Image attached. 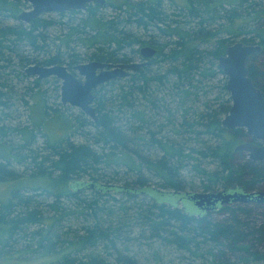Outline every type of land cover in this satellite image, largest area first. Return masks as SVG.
<instances>
[{
    "label": "trees",
    "instance_id": "trees-1",
    "mask_svg": "<svg viewBox=\"0 0 264 264\" xmlns=\"http://www.w3.org/2000/svg\"><path fill=\"white\" fill-rule=\"evenodd\" d=\"M182 1L179 12L171 15L167 14L162 0H106L103 5L89 4L83 11L85 16L79 19L72 17L81 11L71 10L58 13L61 19L70 17L66 21L39 16L25 26L0 24V106L4 107L7 105L5 100L11 97L3 88L11 85L14 90L6 70L14 66L10 56L18 52L16 47L26 54L19 57L20 68L38 63L44 66L64 64L70 69L85 59L76 51V46H72L76 42L86 50L88 60L112 63L130 62L132 59L127 57L126 49H132L136 54L145 45L157 49L148 65L128 77L113 79L94 92L98 120L80 123V127L91 126L88 129L93 131H86V135L94 146L72 142L69 131L65 137L50 142L45 124L54 115L63 116L70 131H75L77 125L59 109L49 110L45 102L41 120L37 122L31 116L35 119V127L43 130L41 135L45 138V148L49 149L47 154L32 149V143H29L35 135L27 127L9 129L20 134L24 142V145L12 146L11 152L20 153L14 155L20 164L31 165L32 178L45 181L34 189L40 191L39 196L51 199L45 206L53 215L46 216L39 205L41 202L36 201L33 194L22 193V189L14 192L7 201H0V256L7 254V249L22 237L36 241L33 253L43 250V253L56 255L49 257L51 264H141L118 248V245L127 248L128 241L141 237L181 252L197 254L203 264H236L220 260L224 258L225 249L244 252L246 256L241 260L245 263L264 262V254L252 250L248 244L264 242V222L251 229L238 212H246L245 209H236L234 205H225L220 210L230 216L220 221H214L210 213L198 214L192 201L185 197L189 192H184L183 178L186 170H193L197 178H201L200 189L204 192L217 191L219 187L251 190L264 182V163L244 160L237 164V157H243L244 153L237 151L236 146L249 137L241 128L229 131L222 126V115L230 109V98L221 102L219 97L216 98L214 101L218 106L215 108L211 101H206L203 110L192 109L201 102L199 95L204 80L215 75L213 65L234 43L231 38L239 36L243 30L252 36L240 41L262 46V51L250 58L249 67L255 85L264 92V73L251 63L254 56L264 53V0ZM22 6V1L0 0V16L18 20ZM107 6L114 9V16L102 14ZM248 19L255 23L250 30L244 28ZM56 25L62 28L63 34L57 40L67 51L60 53L57 50L52 54L47 31ZM129 26L143 30L145 34L149 30L153 32L136 35L129 31ZM224 32L228 36L219 38ZM210 40H215L211 50L198 48L199 41ZM134 46L138 48L133 49ZM167 48L170 49L168 53ZM30 50L45 54L44 59L32 58L28 54ZM161 62H168V67ZM155 65H159L158 70H152ZM20 74L17 72L18 77ZM21 76L26 77V74L22 72ZM38 83L35 80V85ZM223 88L228 90L226 84ZM165 91L174 92L181 98L178 110L182 115L177 123L175 112L165 103L162 94ZM155 94L161 96L155 97ZM191 96H194V104L186 106ZM143 101L148 104L143 106ZM151 109L159 118L165 113L166 124L156 126L157 123L148 118ZM0 133L5 136L8 131L0 127ZM170 133L179 139L172 140ZM211 140L216 143L212 144ZM11 152L0 154L3 159L0 180L20 177L11 170ZM158 152L162 155H157ZM198 158L216 164L217 169L205 168ZM103 165L115 166L116 172L124 168L137 179L130 181L127 178L124 184L114 185L113 181L105 179ZM145 170L153 172L167 191L148 186L150 179L145 177ZM119 195L127 196V201L119 199ZM67 203L75 206L87 222L81 227V233L72 227L63 233L55 232V228L63 227L58 226L61 219L74 214L68 210ZM33 225L41 228L29 232ZM44 226L47 229H43ZM99 247L106 255L98 251Z\"/></svg>",
    "mask_w": 264,
    "mask_h": 264
},
{
    "label": "rangeland",
    "instance_id": "rangeland-1",
    "mask_svg": "<svg viewBox=\"0 0 264 264\" xmlns=\"http://www.w3.org/2000/svg\"><path fill=\"white\" fill-rule=\"evenodd\" d=\"M162 3L164 4V9L166 10L167 14L171 15L173 13L179 12V9H180L179 6L183 4V1L182 0H162ZM29 9H30V5H23L21 8V10H29ZM103 9L104 10L102 14H104L107 17H111L116 14V12H114V9L112 7L107 6L106 8H103ZM84 16H85L84 12L81 11V13L78 14V16L75 15L74 17L72 16L71 17L74 19H79L80 17H84ZM41 17L53 18L55 20L61 19L58 13L44 14ZM1 18L3 17L0 16V24L2 25L13 26V27L20 26V25L25 26V23L23 22L21 23V21H18L13 18H3V19ZM69 18L70 17L65 16V18L61 20L66 21ZM247 21L248 22L247 24L244 25V28L247 30H250L255 23H253L252 21L249 22L250 21L249 19ZM192 25L194 26V24ZM128 29L130 32L135 33L136 35H146V34L150 35L153 32L149 30L145 34L143 30L138 29L137 31V29L133 26H129ZM243 32L245 31L243 30L239 36L232 37L231 38L232 41L235 43L237 41L242 40L245 37L252 36V34H246V32L245 33ZM47 33L49 35V38L51 39L49 41L50 42L49 45H50V48L52 49V54H55L56 52H58L57 50H60L59 51L60 53L67 51L63 43L57 40V37L63 35L61 27L57 25L53 26L50 29H48ZM227 36L228 34L224 32L220 34L219 38L227 37ZM147 38L148 37H146L145 39ZM159 38L163 39V37H159ZM213 41L215 40L204 41V42L199 41L198 48L204 51L211 50L214 45ZM56 46H59L60 48L57 49L55 48ZM72 46L74 47L76 46V51L80 52L82 55L85 56V59L82 60L81 63L90 61L88 60L86 56V52H85L86 50L81 47L80 43L78 42L73 43ZM136 47L137 46H134L133 49L138 48ZM16 50L18 52L16 51L17 53L10 56L14 63V66L7 68L6 70L7 79L9 80V82H12L14 90H11L10 88L11 85L10 87L3 88V91L6 92L11 98H8L5 100V103H7L5 107L0 106V127H4L8 131V133L5 136H3L0 133V154H3L4 151H5V154L8 151L11 152L10 149L13 148L12 146L17 145L18 147L20 145H24V142L20 138V134H18L17 132L9 131V129L11 130L16 127H23V128L27 127L29 131H33L35 137L32 141L30 140V143H29V144L32 143L31 144L32 149L39 150L42 154H47L49 149L45 148V145H46L45 138L41 135V132L43 133V130H41L40 128L37 129L35 127V124L33 123L35 122V119L33 120L32 118V116L35 117L37 122L41 120L42 113H43L42 108H43L44 102L49 108V110L59 109V111H61L64 115H66L70 120L75 122V124L77 125V129H75V131H70L68 127L69 126L68 121L63 116L55 117L54 115L45 124L46 132H47L50 142L56 141L58 138H61V136L65 137V135L67 134V131H69V135L68 134L67 135L72 142L76 144L88 143L94 146L95 145L94 142L91 141L89 137L86 135L87 133L86 131H89V130L93 131L92 129H88L91 126L80 127V123L88 119H91V118H89L78 107L62 104L61 102V81L55 77L39 80L35 76H28L25 73V69L27 66L24 68L23 67L20 68V65H19V61H20L19 57L20 55L22 56L25 53L17 49V47H16ZM169 50L170 49L167 48L165 51L168 53ZM30 51L31 52H28V54L29 56H32V58H36L40 60L44 59L43 55L45 54H36V53H33L32 50ZM24 52H27V51H24ZM125 53L127 57L130 58V60L132 59L133 61H141L139 53L137 54L134 53L132 49H126ZM162 63L163 62H161L160 64ZM251 63H253L256 66V70L264 73V53L254 56ZM34 64H38V63H34ZM163 64L165 68L168 67V62L163 63ZM218 67L219 65L217 61L216 65H213L212 67L215 72V75L213 77H210L204 80L203 87H202L203 90L200 91V95H199V99L201 100V102L193 105L194 102L192 100L194 96H191V100L188 101L186 106L193 105L192 109L199 108V110H203L204 109L203 103L206 101H209V102L211 101L213 108H215L216 106H218V102L214 101L216 100V98L219 97L220 102L225 99L229 100L230 93L228 90H225L223 88L224 85L227 83V77L223 74L222 71H220L221 70L220 68H219L220 70L218 69ZM158 68H159V65H155L152 67V70H158ZM17 72L18 74L21 73L20 77L17 76ZM22 72L26 74V77L21 76ZM35 80L39 81V83L36 85H35ZM262 85L264 86V82L262 83ZM40 92L42 93V95H40ZM162 94H163V97L166 98V99L164 98L165 103L169 105V108L172 109L173 112H175L176 119H177L176 123H177L178 119L180 118V115H182V114H179V110H178V104L181 102V98L175 95L174 92H171L169 94L168 91H165ZM156 95L158 97L161 96L160 94H155V97H157ZM142 103H144L143 106L148 104L146 101L145 102L143 101ZM229 103L231 106L232 102L230 101ZM149 105L151 104L149 103ZM33 110H34V115H33ZM227 113L222 115V118H224L227 115ZM165 115L166 114L164 113V117L159 118L156 115V111L151 109V111L148 112V118L154 120V122L157 123L156 126H159L160 123L166 124L167 121H166ZM190 116L192 117V115ZM174 127L176 128L177 126H174ZM153 128H156V127H153ZM165 129L166 131H168L169 129L168 126ZM92 133L93 132H91V134ZM169 137L172 140L173 138L179 139L175 136V134L173 135V133H170ZM178 137H181V136H178ZM28 139H30V137ZM205 139L208 140V137H205ZM211 143L213 144L216 142L214 140H211ZM11 153L13 154V157H14V155L17 154L18 152L13 150V152ZM11 153L9 155L10 157L9 161L11 163V170L14 171L15 175H18L20 177L17 180H9V179L0 180V201H7V199L10 198L14 192H18L19 190L22 189V193L26 195L33 194L36 201L38 200L41 202L39 205L41 206V209L44 211V213H46V216L49 215L48 217H52L53 212H48V209L45 206V202H49L51 201V199H46V196H39L38 193L40 191H36L34 189L38 185L45 184V181L39 177L32 178L31 175L33 171H32L31 165L28 163L20 164L17 158L12 157ZM24 153L25 152L23 151V154ZM157 155H162V153L158 152ZM237 159H236L237 164L240 162H243L244 160H248L245 154H243V157H237ZM2 161L3 159L0 157V162ZM199 161L203 164L205 168L209 170L213 171L217 169L216 164L212 162L206 161L205 163L203 162V159H199ZM28 162H30V160ZM102 167H103V171H105L107 175V178L105 179L108 181L109 180L113 181L112 183L114 185L116 183H119V185L124 184L127 181V178L130 181H136L137 179V176L135 174L126 173V169L124 168L123 169L119 168L118 171L116 172L115 166L107 167L106 165H103ZM144 174H145V177L150 179L148 182V186H151L155 189L167 191L164 188H162L159 178L156 175H154L153 172L145 170ZM183 178L185 179L184 186L186 189L184 192L194 193V192L202 191L200 189L201 178H197L196 172L188 169L183 173ZM222 190L223 188L219 187L216 192L222 191ZM255 190H264V182H261L255 188L249 191H255ZM118 198L125 202L128 199L127 196L122 197L121 195H119ZM142 198H143V195L139 196L138 198L139 201H141ZM147 201L149 202L148 198H147ZM231 205H234L236 209H245L246 212H242L239 210L238 212H239L240 218L246 223H249V227L251 229L253 228V226H257V225L260 226L264 222L263 221L264 205H258L256 203H246V202H235ZM67 206L69 208L68 210H72L74 214H71L70 216H65L63 219H61L58 226L60 225L62 227L63 225V227L62 228L58 227V228H55L56 230L55 229L53 230H55V232L56 231L59 232L60 230L61 231L60 233H63L64 231L66 232V230L69 227H72L73 230H77L78 233H81L82 232L81 227L84 226L87 222L84 221L83 217L78 214L75 206H73L71 203H67ZM191 210L194 211L192 207H191ZM220 210L221 209H216L211 212H208L210 213V217L214 221H220V220L230 217L227 212H221ZM40 228H41L40 226L33 225L29 227L28 231L32 232ZM42 228L47 229L46 226ZM135 236H138V234ZM127 244H128L127 248H124L125 245L124 246L118 245L119 250L125 255L135 257L136 260L141 264H203V260L199 258L197 254H192L189 252H181L179 250H176L174 247L162 245L161 243L157 241H149L145 238L138 237L137 239L128 241ZM248 244L249 246H252V250L258 251L264 254V242L259 243L257 241H254V243L248 242ZM36 247L37 245H36L35 240H30V238L27 240H24V238L21 237L18 242H16L15 244H12V246L7 249V254H1L0 257H3V258H0V264H51L49 257H57L56 255H53V254L50 255V254L43 253V250H39L35 254L33 253L32 250L36 249ZM98 251L102 253L103 255H106L102 247H99ZM90 252L92 251H88V253ZM245 256L246 255L244 254V252L236 251V250L231 251V250L225 249L224 258H220V260L222 259L223 261H230L236 264H264V262H261V261H253V262L245 263L243 260H241V257H245ZM79 257H83V255H79Z\"/></svg>",
    "mask_w": 264,
    "mask_h": 264
},
{
    "label": "water",
    "instance_id": "water-1",
    "mask_svg": "<svg viewBox=\"0 0 264 264\" xmlns=\"http://www.w3.org/2000/svg\"><path fill=\"white\" fill-rule=\"evenodd\" d=\"M19 1V0H13ZM31 5L29 10H23L18 20L30 24L43 14L63 13L71 10L85 11L92 2L105 4L106 0H21ZM262 51L259 44H247L237 41L229 45L225 54L220 56L218 65L227 77V89L232 105L227 115L222 119V126L227 130L242 128L253 140L242 142L236 146L237 151H245L253 162H264V92L255 85L251 75L249 60ZM157 49L146 45L140 48L141 62H103L92 60L78 63L72 70L64 64L44 66L31 64L25 69L28 76L39 80L56 77L61 81V102L81 109L93 121L98 120L94 92L103 84L116 79L128 77L132 72L146 66L156 54ZM82 78V79H81ZM185 197L193 205L205 212L230 202H248L264 200V192L222 190L218 192L186 193Z\"/></svg>",
    "mask_w": 264,
    "mask_h": 264
},
{
    "label": "flooded vegetation",
    "instance_id": "flooded-vegetation-1",
    "mask_svg": "<svg viewBox=\"0 0 264 264\" xmlns=\"http://www.w3.org/2000/svg\"><path fill=\"white\" fill-rule=\"evenodd\" d=\"M19 1H21V0H19ZM23 2V5H30L29 3H27V2H24V1H22ZM94 3H96V2H92V3H90V4H94ZM30 8H31V5H30ZM23 11V10H22ZM21 11V12H22ZM77 11V10H76ZM79 11H83V10H79ZM48 14H52V13H48ZM44 15V14H43ZM42 16V15H41ZM26 24V23H25ZM146 46V45H145ZM151 46V45H150ZM141 48V47H140ZM140 48H139V55H140V60L141 61H143V57L141 56V53H140ZM141 61H133V60H131L130 62H141ZM81 63V62H80ZM72 70V69H71ZM51 78V77H50ZM56 78V77H55ZM38 79V78H37ZM242 129V128H241ZM244 130V129H243ZM230 131V130H229ZM245 131V130H244ZM247 135V134H246ZM248 136V135H247ZM249 137V136H248ZM243 142H252V143H255V144H258V145H261V142H256V141H253L250 137H249V140H247V141H243ZM242 143V142H241ZM241 152H243L245 155H246V157H247V159L248 160H250L249 159V157H248V154H247V152H245V151H241ZM251 161V160H250ZM253 162V161H252ZM258 163H264V162H258ZM243 189L244 190H246V191H249L250 189H245V188H239V189H236V188H233V189H231V190H233V192L234 191H243ZM252 190V189H251ZM256 192H260V191H262V192H264V190H255ZM201 192H204V191H201ZM211 192H216V191H211ZM233 203H235V202H230L229 204H226V205H231V204H233ZM246 203H256V204H258V205H264V200H259L258 198L256 199V200H253V201H248V202H246ZM225 207V205H221L220 203H217V205H216V207L214 208V209H212V210H209V211H207V212H205L204 210H201V209H199V208H197V207H195V208H197V212H198V214H207L208 212H211V211H213V210H216V209H222V208H224Z\"/></svg>",
    "mask_w": 264,
    "mask_h": 264
},
{
    "label": "bare ground",
    "instance_id": "bare-ground-1",
    "mask_svg": "<svg viewBox=\"0 0 264 264\" xmlns=\"http://www.w3.org/2000/svg\"><path fill=\"white\" fill-rule=\"evenodd\" d=\"M80 110H81V109H80ZM81 111H82V110H81ZM82 112H83V111H82ZM79 183H80V182H79ZM85 183H86V182H85ZM85 183H83L82 186H83ZM95 183H96V182H95ZM79 186H80V185H79ZM82 186H81V187H82ZM81 187H80V188H81ZM258 192H259V191H258Z\"/></svg>",
    "mask_w": 264,
    "mask_h": 264
}]
</instances>
